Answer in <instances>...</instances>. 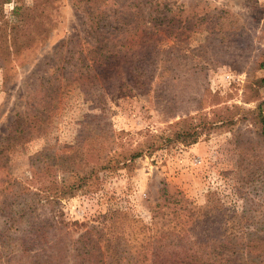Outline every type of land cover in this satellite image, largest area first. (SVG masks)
Here are the masks:
<instances>
[{
	"label": "rangeland",
	"instance_id": "rangeland-1",
	"mask_svg": "<svg viewBox=\"0 0 264 264\" xmlns=\"http://www.w3.org/2000/svg\"><path fill=\"white\" fill-rule=\"evenodd\" d=\"M16 1L36 5L38 24L28 31L43 42L15 60L0 58V143L22 135L15 130L29 126L28 114L43 121L11 145L4 172L11 191L48 197L0 208V246L9 241L0 264H16L9 260L21 247L51 264H79L81 248L101 258L107 247L142 243L167 211L182 214L194 241L231 240L242 249L237 264H264V136L256 117L261 104L264 114V0H162L167 18L148 38L163 67L142 79L133 74V83L121 70L116 88L89 97L65 76L90 41L95 0ZM16 1L3 5L11 26ZM133 13L141 23L140 10ZM11 28L0 32V51L11 45ZM178 132L197 143L169 141ZM134 152L142 155L132 159ZM31 201V215L13 220L12 210ZM41 228L49 242L32 241Z\"/></svg>",
	"mask_w": 264,
	"mask_h": 264
},
{
	"label": "trees",
	"instance_id": "trees-1",
	"mask_svg": "<svg viewBox=\"0 0 264 264\" xmlns=\"http://www.w3.org/2000/svg\"><path fill=\"white\" fill-rule=\"evenodd\" d=\"M13 0H0V32L12 27L13 36L11 38V45L9 40L6 41L5 48L0 51V58L9 62L11 58L15 60L24 49L31 48L33 44L43 42L37 36L29 35L28 27L36 25L33 20L36 5H26L17 2L12 11V16L16 20L15 25L11 26L8 20H3L5 17L3 5L12 2ZM92 2H94L92 0ZM150 5V7H148ZM36 7V8H34ZM162 0H95L92 6L88 8L90 19V30L88 36L90 41H86V49L78 52L81 55L79 63L75 69L67 73L65 78L72 82L78 83L83 94L91 96L97 89L102 86H109L112 90L115 84L119 83L124 76H121L120 71L124 70L127 81L133 83L135 76L138 74L142 79L143 71L153 69L158 71L163 67L164 61L159 58L160 50L157 43L148 36L155 34L162 29L164 20L167 14L161 9ZM139 9L143 17L140 19L141 23L137 25L131 21L133 12ZM35 44V45H36ZM16 45V49L13 46ZM3 48V47H2ZM75 61L73 65H76ZM259 67L264 71V55L259 63ZM119 71V72H118ZM60 77H63L61 75ZM148 79V78H147ZM7 80V78H6ZM260 87L264 88V77L259 81ZM121 87V86H119ZM61 87L53 89L51 94H55ZM94 96H96L94 94ZM262 105L258 107L257 123L262 127V134L264 136V114L262 113ZM31 105V109H34ZM38 114H28L26 124H18L15 132L20 131L22 135H8L10 141L6 145L0 143V172L6 171V164L9 162L7 153L11 149V145H15L19 140H23L27 131L31 130L42 123V116ZM38 120V122L36 121ZM37 122V123H36ZM24 134V135H23ZM172 140L173 143L180 142L186 145L197 143L198 137L187 133H175ZM191 138V139H188ZM193 138V139H192ZM15 139V140H13ZM1 140V139H0ZM11 140H13L11 142ZM10 143V144H9ZM4 144V143H3ZM165 146V145H161ZM142 152H134L131 158L140 157ZM102 168L110 169L105 166ZM8 176L0 174V208L2 211L11 209L12 206L20 199L28 200L27 197H33V202H38L42 199L36 193H32L25 189H20L16 192L11 191L9 187L11 182L7 180ZM9 190V191H8ZM11 193L10 197H6L7 193ZM14 192V193H13ZM34 197H38L36 199ZM12 201V202H11ZM24 207L18 212L12 210L15 214L13 220H26L29 211L34 210L31 207L34 203ZM3 214V213H2ZM124 214H120L122 217ZM155 227L152 233L145 232L143 235V242L122 245L120 248L107 247L106 253L101 252V258L98 257V252H94L92 248H81L83 253L79 264H237L242 258L234 255L241 253L242 249H236L238 244L231 243V240L223 242V244L212 245L209 240L195 241L192 239L190 230H186L182 225V214L178 211L162 213L156 217ZM48 223V221H45ZM43 229V230H42ZM224 235L225 233L220 232ZM32 241H42L43 243L50 241V232L47 229L41 228L35 231ZM137 238L134 240L136 241ZM0 246V256L2 250L6 248L9 241H4ZM16 252V251H13ZM233 252V253H232ZM28 248L21 247L20 251L9 260V263L16 261L18 264H51V261L45 260L40 255L33 258H28ZM111 259L107 262L103 256ZM99 258V260H96ZM16 263V264H17Z\"/></svg>",
	"mask_w": 264,
	"mask_h": 264
}]
</instances>
